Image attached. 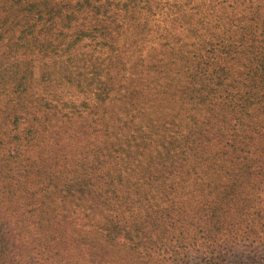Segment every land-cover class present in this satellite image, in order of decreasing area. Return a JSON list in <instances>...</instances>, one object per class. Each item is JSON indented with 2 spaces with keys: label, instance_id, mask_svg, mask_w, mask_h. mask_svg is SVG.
<instances>
[{
  "label": "trees",
  "instance_id": "16d2710c",
  "mask_svg": "<svg viewBox=\"0 0 264 264\" xmlns=\"http://www.w3.org/2000/svg\"><path fill=\"white\" fill-rule=\"evenodd\" d=\"M15 1L13 10L22 6ZM52 1L40 0L27 7L39 13L38 21L54 20L63 10L73 9L72 4H59L57 12ZM174 1L79 0L75 9L100 26L91 32L81 30L74 42L85 35L100 37L102 46L122 52L125 43L119 35L125 27L152 31L159 22L154 23L155 18L163 13L174 16L166 30H186L198 37L192 46L202 45L201 52L182 55L187 59L177 80L184 88L181 112H125L127 125L105 124L104 158L96 163L102 165L101 173L89 193L103 208V221L89 229L104 235L110 247H123L119 251L141 253V248H150L145 257L129 258L135 264H230L239 254L234 264H264V3L235 4L241 13L238 18H230L224 8L219 13L212 9L211 19L203 20L202 5ZM68 17L75 19L73 13ZM178 18L183 21L179 27L173 24ZM35 27L33 22L23 36L10 38L1 56L6 52L25 55V49L36 50L35 46L45 52L49 44L59 49L58 42L68 37L62 33L60 41L47 45L33 36L32 44L27 38ZM12 30L9 27L5 33ZM225 39L228 44L223 43ZM245 44H250L246 51ZM22 62L27 66L30 60ZM27 74L19 65H11L0 71V80H23ZM107 75L93 83L102 90L101 100L108 99ZM13 138H19L21 147H31L35 139L34 135ZM2 141L0 137V148ZM50 151L42 150L44 157L39 159L55 157ZM17 154L19 158L21 153ZM243 244L249 251L242 254ZM39 246L55 256L70 251L63 243L33 249ZM93 256L86 263L71 256L69 261L68 257L50 261L45 257L28 259L26 264H96ZM0 264L13 263L0 253Z\"/></svg>",
  "mask_w": 264,
  "mask_h": 264
},
{
  "label": "rangeland",
  "instance_id": "374dc122",
  "mask_svg": "<svg viewBox=\"0 0 264 264\" xmlns=\"http://www.w3.org/2000/svg\"><path fill=\"white\" fill-rule=\"evenodd\" d=\"M20 1L22 6L13 10L15 0H0L4 10H0V35L13 27L12 32L5 33V40L0 41V71H7L11 65L28 71L23 80H0V137L3 140L0 148V253L13 264H26L28 259L37 261L45 257L49 261L68 257L66 261H69L71 256L86 263L93 255L99 264H135L129 258L145 257L150 248H141V253L128 249V253L119 251L123 247H110L104 235L93 234L89 229L92 224L103 221V208L89 193L101 173L102 165L96 163L104 158L105 124L127 125L125 112H181L184 88L177 82L178 72L190 54L201 52L202 45L192 46L198 37L186 30H166L174 16L162 13L155 18L154 23L159 22L152 31H132L125 27L119 35L120 41L125 43L121 46L122 52L116 49L112 52L108 46H102L100 37L93 39L85 35L80 41H73L81 30L91 32L100 26L96 19L75 12L79 0H51L52 9L57 12L59 4H72L73 9L63 10L64 14L54 20L45 17L42 21L37 20L40 15L36 10L28 9L31 3L40 0ZM179 2L202 5L200 17L207 20L211 19L212 9L219 13V9L224 8L230 18H238L241 13L235 4H257L264 0ZM231 5L236 9L226 10ZM72 13L75 19L66 18ZM33 22L36 27L27 38L31 43L33 36L47 45L53 40L60 41L58 35L62 33L68 37L62 44L58 42L59 49L53 50V44H49L50 48L44 50L46 53L34 45L36 50L25 49V55L6 52L1 56L7 50L9 39L23 36ZM182 22L178 18L173 24L179 27ZM225 42L228 44L227 39ZM248 46L250 44H245V51ZM183 53L187 57L183 58ZM22 60L30 62L26 66ZM244 62L242 58L241 63ZM122 68L127 70L122 72ZM107 73L110 77L106 90L108 99L101 100L102 90L93 83L104 80ZM31 135L35 138L31 147H21L19 138H13ZM44 149L51 150L57 158L39 159L44 157ZM17 151L21 153L19 158H16ZM261 195L264 199V194ZM56 234L61 235L55 237ZM86 241L85 247H79ZM49 243H63L70 251H61L60 256H55L40 246L33 249V246ZM107 247L110 252L105 251ZM240 248L242 254L249 251L246 244ZM239 260L240 254L233 257L230 264Z\"/></svg>",
  "mask_w": 264,
  "mask_h": 264
}]
</instances>
